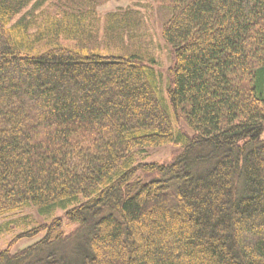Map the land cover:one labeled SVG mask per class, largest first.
<instances>
[{"label":"trees","instance_id":"1","mask_svg":"<svg viewBox=\"0 0 264 264\" xmlns=\"http://www.w3.org/2000/svg\"><path fill=\"white\" fill-rule=\"evenodd\" d=\"M50 1L0 0V217L30 207L54 217L26 231L44 232L38 243L1 250L0 264L88 225L81 264H264V0H155L172 12L170 104L138 54H32L33 23L12 20ZM70 4L57 3L70 22L47 37L85 31L91 1ZM170 143L182 149L169 162L139 161Z\"/></svg>","mask_w":264,"mask_h":264},{"label":"rangeland","instance_id":"2","mask_svg":"<svg viewBox=\"0 0 264 264\" xmlns=\"http://www.w3.org/2000/svg\"><path fill=\"white\" fill-rule=\"evenodd\" d=\"M90 1L94 16L85 23L86 27L83 33L86 34L81 33L74 37H68L69 35H66L65 31L69 25H65L63 26L65 29L61 31L59 37L49 38L46 36L47 29H51L53 24L59 25L60 22L65 24L66 21L67 23L70 22V19H64L66 14L72 13L70 10L63 14L58 13L56 9L57 3L69 5L71 0H64V2L51 0L44 6L47 9L35 8V2H32L15 16L11 25L13 26L23 16L26 17L25 22L33 23L34 30L31 29L27 32L33 42L32 54H41L56 46H66L80 50L83 53L138 54L144 58L146 63L153 65L158 71L162 93L170 104L167 89L170 81V71L175 65L176 57L173 48L163 36V25L171 16V9L158 5L155 0ZM111 19L117 20L119 27L123 25L120 27L122 29L110 31L108 22ZM22 24H24V21ZM41 33L45 37L39 35ZM174 124H176L175 121ZM182 124L185 128H188L184 123ZM181 149V145L175 143L148 148L139 157V161L145 164L167 163ZM139 174L145 179L160 176L158 173H151L148 168H141ZM56 215L63 216L66 232H72L76 224L69 223L67 217L63 215V210H58ZM52 218L54 217L41 215L35 207L26 208L20 213L0 217V224L3 227L0 231V251L10 247L12 253H17L38 243L45 236V233L24 236L26 231L34 227L35 224L50 222ZM89 234L90 226L88 225L73 238L56 241L47 247H39L34 252L11 261L10 264H40V261L52 254L67 264H81L84 257L90 252L87 245Z\"/></svg>","mask_w":264,"mask_h":264}]
</instances>
